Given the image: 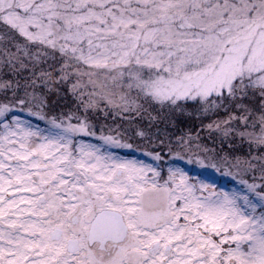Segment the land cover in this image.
I'll use <instances>...</instances> for the list:
<instances>
[{
    "label": "snow or ice",
    "instance_id": "6c2138e0",
    "mask_svg": "<svg viewBox=\"0 0 264 264\" xmlns=\"http://www.w3.org/2000/svg\"><path fill=\"white\" fill-rule=\"evenodd\" d=\"M0 264H264V0H0Z\"/></svg>",
    "mask_w": 264,
    "mask_h": 264
}]
</instances>
